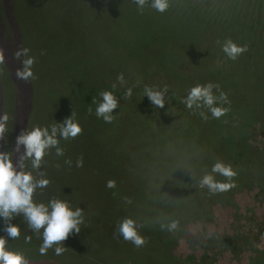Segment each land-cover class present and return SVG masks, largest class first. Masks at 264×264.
<instances>
[{"label":"trees","instance_id":"trees-1","mask_svg":"<svg viewBox=\"0 0 264 264\" xmlns=\"http://www.w3.org/2000/svg\"><path fill=\"white\" fill-rule=\"evenodd\" d=\"M86 4L93 11H103L109 19L105 26L112 24L114 29L131 32L126 34V41L119 39V42L128 44L120 54L127 57L122 70L108 79L112 84L108 83L102 90L110 86L122 105L127 106L128 100L133 104L132 109L155 115L159 123L154 126L155 131L160 134L163 144L155 145L158 140L153 134L155 131L151 133L149 130L145 132L146 138L153 136L147 139L145 152L142 148L138 151L142 153L129 157V150L123 153L117 146L113 161L108 163L111 168L101 173L102 185H97L91 178L83 184L73 179L70 186L48 185L39 189L43 195L35 192L34 202L46 204L53 198L67 201L65 187L73 189L78 199L75 205L70 204L74 209H84L81 231L79 234L69 233L60 243L65 248L61 255L55 254V245L41 255L43 229L40 233L33 232L27 222L21 223L18 216L11 223L20 227V237L13 240L7 236L3 219H0V237L8 240L7 247L11 250L26 254H32L25 247L28 242L32 243L35 247L33 254L39 261L37 264H96L97 261L102 264H174L177 258L173 251L178 238L187 233L190 219L207 214L204 210L209 202L230 201L235 198V193L253 183L264 200V175L261 166L254 165L258 156H251L253 151L246 140L245 120L241 122L242 116L259 115L264 119V0H169L165 13L152 10L149 7L151 0H148L142 14L132 0H86ZM125 7H131V10L122 17ZM0 20L15 23L14 17L3 14V8ZM207 28L209 64L207 60L203 63L196 61L187 72L183 67V48L188 45V40L197 43L201 31ZM227 38L247 46L248 50L236 61L228 60L221 51L219 42ZM121 74L125 79L123 86L117 81ZM11 76L19 93L16 100L14 93H9L5 101H15L18 107L24 99V85ZM129 82H132L134 95L126 97ZM209 82L219 84L231 102L229 112L219 119L205 112L208 116L205 120L198 112L180 103L191 87ZM113 84L117 85L115 89ZM145 86L156 89L167 86L163 108H157L149 101L144 93ZM225 139L229 141L227 146ZM159 155H164L168 163L160 164L155 160ZM136 156L139 158L137 164ZM217 160L230 163L237 170L236 187L211 195L207 188L199 186V181ZM216 179L223 181L225 178L218 175ZM110 180L115 181V187H107ZM89 184L95 187L91 188ZM86 185L89 191L84 189ZM210 207L208 218L212 215ZM126 217L141 225L139 231L146 240L142 247H135L119 235L118 224ZM172 222L177 226L170 231ZM25 237H30L27 243ZM19 238L25 242L22 248L15 246ZM116 245L123 248L120 253ZM61 256L65 260L58 262Z\"/></svg>","mask_w":264,"mask_h":264},{"label":"rangeland","instance_id":"rangeland-1","mask_svg":"<svg viewBox=\"0 0 264 264\" xmlns=\"http://www.w3.org/2000/svg\"><path fill=\"white\" fill-rule=\"evenodd\" d=\"M2 8L3 14L8 13L15 18V23L0 20V51L4 56L0 64V115L9 117L5 139L0 140V152H12L14 164L24 151L23 146L19 152L14 151L16 137L22 130L63 122L72 112L82 132L75 138L61 139L59 147L63 149V155L57 156L53 148L44 157L39 170L45 173L44 178L50 181L48 185L52 187L70 186L73 179L83 184L88 178L102 185L101 173L111 168L108 163L113 161L118 145L123 153L129 150L127 155L131 157L142 153L138 152L142 148L145 152V143L153 134L158 139L155 145L163 142L155 131L154 126L159 124L155 115L132 109L133 104L128 100L127 106L119 102L118 108L113 110L114 119L111 123L95 116L96 104L92 103V99L99 100L98 94L102 91H112L110 86L107 90L102 88L109 85L108 79L122 70L127 57L123 58L120 54L128 44L119 42V39L126 41V34H130V30H117L112 24L105 26L109 19L103 11L90 9L86 0H0V10ZM130 10L131 7L123 8L122 17ZM188 42L183 48V67L187 72L196 61L203 63L207 60L209 64V28L201 31L197 43ZM21 48L30 49L29 55L36 57L33 65L35 78L29 80L31 82L18 79L24 85V99L16 107L15 101L5 99L9 93H14L16 100L19 93L11 74L16 77V70L22 67L23 57L18 60L14 56V52ZM179 67L184 71L182 66ZM179 72L188 75L185 71ZM200 78L203 77L200 75ZM131 86L132 82H129L127 88ZM89 108L92 109L91 113ZM244 120L248 134L246 140L253 151L251 156H258L254 165L261 166L264 175V119L259 115L251 118L242 116L241 122ZM149 130L155 132L146 138L145 132ZM225 142L227 146L229 141L225 139ZM145 156L143 153L144 159ZM79 159H82L83 164L77 167ZM155 160L160 164L168 163L164 155H159ZM138 162L136 156L135 163ZM25 163V170L31 171L30 163ZM84 189L89 191L88 187ZM37 192L43 195L41 190ZM64 195L69 203L75 205L78 198L73 189L65 187ZM234 197L230 201L209 202L204 210L207 214L189 220L187 233L178 238L174 248L173 256L177 258L174 264H264L262 193L253 183L244 186ZM209 205L212 215L208 218ZM18 218L21 223H26L23 216ZM18 240L15 246L22 248L25 242L22 238ZM25 247L32 253H24L28 264H37L39 261L33 254L34 245L28 242ZM116 247L119 253L123 249L119 245ZM64 260V256L58 257V262ZM96 264L102 263L97 261Z\"/></svg>","mask_w":264,"mask_h":264},{"label":"clouds","instance_id":"clouds-1","mask_svg":"<svg viewBox=\"0 0 264 264\" xmlns=\"http://www.w3.org/2000/svg\"><path fill=\"white\" fill-rule=\"evenodd\" d=\"M138 11L142 14L148 0H132ZM157 13H165L169 8V0H151L149 6ZM221 51L228 60L236 61L248 49L246 45H240L231 38L219 42ZM30 49L21 48L14 52L16 59L22 60V67L16 70V78L19 80L29 81L34 79L33 65L36 57L29 55ZM43 54V53H41ZM3 52L0 51V64L3 63ZM121 86L125 84L123 74L117 77ZM116 84L112 85L115 89ZM215 90V91H214ZM168 91L167 86L162 89L145 86L144 93L149 101L157 108H163L165 105V93ZM100 100L92 99L96 104L95 116L103 119L106 123H111L114 119L113 110L119 106V100L112 91H102L99 94ZM126 97L132 96V88H127ZM187 109L198 112L205 120L208 116L205 112L210 113L212 118L219 119L230 110V100L228 94L224 92L219 84L212 82L206 84H196L191 87L187 96L180 99ZM227 105V107L225 106ZM92 109L89 108L91 113ZM9 117L6 114L0 115V140L5 139L6 122ZM82 132L80 124L75 120V114L66 118L63 122L53 123L50 126L33 127L31 130H22L16 137V146L14 151L19 152L23 146V153L19 159L13 162L12 152H0V219L6 222L3 229L7 236L17 239L20 236L21 229L18 225L12 224L11 221L17 216H23L28 227L35 233H40L43 229V243L39 248L41 255L46 254L47 250L53 248L56 255H61L65 248L60 246L69 233L79 234L81 225L84 223V209L73 206L66 200L51 199L46 204L37 203L33 200V195L38 189L48 186L50 181L44 178L45 173L41 169L43 159L49 152L55 148L57 156L63 155V149L59 147L61 139L69 140L75 138ZM29 162L31 171H26V163ZM66 163H71L66 161ZM82 159L77 160V167L82 166ZM36 172V175H33ZM225 179L219 181L217 176ZM237 170L230 164L222 160H217L199 181L201 188H207L209 194L215 195L224 193L236 187L235 177ZM39 176L40 178H37ZM107 187H115V181H108ZM176 222L169 225V230L176 228ZM140 227L136 220L126 217L118 224L117 231L125 241L131 242L135 247H142L146 240L140 234ZM30 237H25L27 243ZM8 240L0 237V264H28V259L22 251L11 250Z\"/></svg>","mask_w":264,"mask_h":264}]
</instances>
